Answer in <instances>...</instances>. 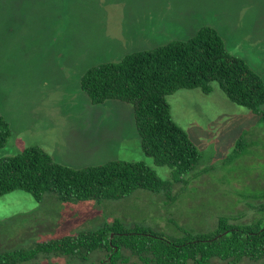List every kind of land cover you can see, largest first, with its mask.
I'll return each mask as SVG.
<instances>
[{
    "label": "rangeland",
    "instance_id": "1",
    "mask_svg": "<svg viewBox=\"0 0 264 264\" xmlns=\"http://www.w3.org/2000/svg\"><path fill=\"white\" fill-rule=\"evenodd\" d=\"M203 26L214 27L227 50L264 79V0H0V112L10 129L0 157L36 146L76 169L143 160L172 183L170 168L142 150L131 104L92 103L80 77L93 65L187 39ZM210 84L209 93L177 89L167 96L172 118L200 151L197 167L171 185L169 204L144 189L119 199L63 200L46 192L39 203L17 189L0 196V251L120 216L127 228L171 234L211 230L219 215L231 222L256 218L264 199L249 197L264 188V119ZM123 253L127 259L116 264H142ZM66 260L40 254L28 264L90 263Z\"/></svg>",
    "mask_w": 264,
    "mask_h": 264
},
{
    "label": "trees",
    "instance_id": "2",
    "mask_svg": "<svg viewBox=\"0 0 264 264\" xmlns=\"http://www.w3.org/2000/svg\"><path fill=\"white\" fill-rule=\"evenodd\" d=\"M211 82H216L229 100L264 119L260 107L264 79L243 58L227 50L212 26L199 28L187 39L171 40L128 53L118 62L87 68L80 87L91 102L117 99L130 103L142 150L156 165L168 166L174 181H164L143 160H109L76 169L55 162L39 147L29 146L0 157V196L19 189L39 203L46 192L63 200L119 199L144 189L169 204L171 185L197 167L200 151L172 118L167 96L177 89L200 88L209 93ZM9 135V125L0 112V148ZM259 198L264 199V188L249 197ZM257 211L259 215L248 221L231 222L228 216L219 215L211 230L195 233L192 228L172 234L142 224L127 228L125 217L120 216L96 228L4 248L0 264H28L40 254L46 260L53 256L65 257L66 262L77 258L89 264H116L118 259H127L124 249L142 264H264V200L257 204ZM100 252L105 255L91 260Z\"/></svg>",
    "mask_w": 264,
    "mask_h": 264
}]
</instances>
